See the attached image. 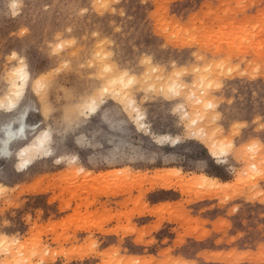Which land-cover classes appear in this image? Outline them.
I'll return each mask as SVG.
<instances>
[{
	"label": "rangeland",
	"instance_id": "obj_1",
	"mask_svg": "<svg viewBox=\"0 0 264 264\" xmlns=\"http://www.w3.org/2000/svg\"><path fill=\"white\" fill-rule=\"evenodd\" d=\"M23 114L0 264H264V0H0V148Z\"/></svg>",
	"mask_w": 264,
	"mask_h": 264
},
{
	"label": "bare ground",
	"instance_id": "obj_2",
	"mask_svg": "<svg viewBox=\"0 0 264 264\" xmlns=\"http://www.w3.org/2000/svg\"><path fill=\"white\" fill-rule=\"evenodd\" d=\"M13 76H14V79H13V81L11 83V93L16 98H18V97L20 98L22 96V94L24 93V90L26 88L29 74H28L25 66H21L20 68H18L13 73ZM133 81H135V79ZM112 83L113 84H111V86L114 88V90H117L116 86H117V83H119V79H114L112 81ZM119 86H120V84H119ZM9 104L12 105V106L15 105L14 104V100L11 97H10ZM94 104H97V103L94 102ZM202 106H200V107H202ZM95 107L96 106H94L93 108L95 109ZM131 107L135 108L134 105L133 106L131 105ZM201 109L203 110V108H201ZM135 110L138 113L137 114V120L142 121L143 118H144L142 112L139 109H136V108H135ZM25 118H26V115L23 114L22 120L20 121L21 124L19 125V127L17 129H15L14 127H11V126H7V127L5 126V128H4L5 129V135H4V138L2 139L3 146L0 148V151L2 152L1 154H9L10 153L9 145L11 143H13L14 141H16L17 139H24L27 136V124L24 122ZM48 139H49V133L48 132H43L38 137V139L35 141L34 144L26 147L23 150V152L21 153V157L23 159V166L22 167H24V166L26 167V166L31 164V155L33 153H36L38 151H43V150L47 149V144H48L47 141H48ZM174 143L175 144L179 143V140L175 139ZM212 151L214 152L215 155H217V154H220V153L224 152L225 150L222 148V146L220 147L218 145L213 144L212 145ZM191 181L195 182L197 184L212 185V186H216V187L217 186H222L221 183H220V180L215 179V178H211V177H209L207 175H204V174L203 175L194 176L191 179Z\"/></svg>",
	"mask_w": 264,
	"mask_h": 264
},
{
	"label": "snow or ice",
	"instance_id": "obj_3",
	"mask_svg": "<svg viewBox=\"0 0 264 264\" xmlns=\"http://www.w3.org/2000/svg\"><path fill=\"white\" fill-rule=\"evenodd\" d=\"M12 7H13V9H15V8L17 7V5L14 3V4L12 5Z\"/></svg>",
	"mask_w": 264,
	"mask_h": 264
}]
</instances>
